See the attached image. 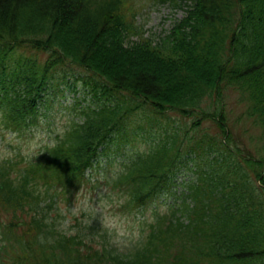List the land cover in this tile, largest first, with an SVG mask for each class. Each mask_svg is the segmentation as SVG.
<instances>
[{
	"label": "trees",
	"instance_id": "trees-1",
	"mask_svg": "<svg viewBox=\"0 0 264 264\" xmlns=\"http://www.w3.org/2000/svg\"><path fill=\"white\" fill-rule=\"evenodd\" d=\"M153 1L186 8L158 39L136 0H0V264H264V0ZM61 85L79 117L12 146ZM88 186L139 220L129 245L68 220Z\"/></svg>",
	"mask_w": 264,
	"mask_h": 264
},
{
	"label": "rangeland",
	"instance_id": "rangeland-1",
	"mask_svg": "<svg viewBox=\"0 0 264 264\" xmlns=\"http://www.w3.org/2000/svg\"><path fill=\"white\" fill-rule=\"evenodd\" d=\"M136 1V5L139 7L137 16L138 22L144 25L145 35L154 36L155 39H158L160 35L172 29L175 18H182L184 16L182 10L175 9L169 4L156 5L153 0ZM60 90H62V93L59 94V97H63L60 98V102L57 98L56 102H53L54 104L48 109H43L40 113L38 127L29 133V137L24 142H19V139L16 138L8 139L11 140L10 144L12 146L22 144L24 151L34 152L46 143H49L58 134L62 133L69 124L71 118H78L76 115L80 111V106L75 109L70 107L74 105V97H81V93L73 92L71 89L66 88L65 85H61ZM87 103V101H82L83 105H87ZM211 128L214 131L212 126ZM235 134H237V132H235ZM146 143L148 142L145 139L144 144ZM139 148H142V146ZM7 152L8 150L5 149V147L0 148V155ZM102 161L105 163L106 159H102ZM96 173H98V176H94L93 180L101 179V177L107 175L105 168L97 170ZM191 174L192 173L189 171L186 175L181 174L180 176L188 180V176ZM93 183H95V181H93ZM108 193L109 191L103 187H86L73 201L71 207L67 208L68 220L71 221L74 216L80 217L82 213H84L85 217H90L91 215L99 216V218L104 219L115 233L116 243L124 247L129 245L132 237L141 234L142 226L139 220H136L135 224H133L128 218L123 219L122 214L116 211V202H113L112 197L110 198L107 195ZM159 209L164 211L166 207L160 205ZM144 218H148V216Z\"/></svg>",
	"mask_w": 264,
	"mask_h": 264
}]
</instances>
